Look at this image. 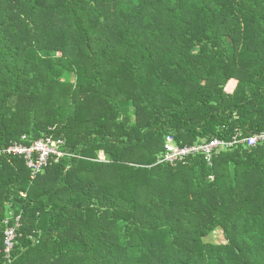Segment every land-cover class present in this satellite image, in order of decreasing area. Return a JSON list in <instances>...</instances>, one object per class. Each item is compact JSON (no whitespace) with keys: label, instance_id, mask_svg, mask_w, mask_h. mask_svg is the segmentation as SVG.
Wrapping results in <instances>:
<instances>
[{"label":"trees","instance_id":"trees-1","mask_svg":"<svg viewBox=\"0 0 264 264\" xmlns=\"http://www.w3.org/2000/svg\"><path fill=\"white\" fill-rule=\"evenodd\" d=\"M263 132L264 0H0V264H264V143L161 161Z\"/></svg>","mask_w":264,"mask_h":264},{"label":"built area","instance_id":"built-area-1","mask_svg":"<svg viewBox=\"0 0 264 264\" xmlns=\"http://www.w3.org/2000/svg\"><path fill=\"white\" fill-rule=\"evenodd\" d=\"M24 136L22 139L25 140ZM238 138V139H237ZM247 143L249 147H255L259 143H264V132L253 135L249 138H245L239 141V137L233 138L232 141H224L220 139H213L207 144L200 146H186L180 147L176 145L172 137L167 138L165 145V153L161 158L162 162L175 164L178 160L183 159L186 156L193 155L194 153H204L209 160L212 154L216 150H226L233 147L236 143ZM64 142L62 140H55L52 137H42L39 140L33 142L30 146L23 142H16L3 153L7 155H13L15 157L24 158L26 165L32 170V178L36 177L41 171L54 159H60L65 156V152L62 150ZM14 218V223L11 224V219ZM7 218L4 221L6 227L4 234V250L3 254L5 258L11 263L12 252L15 249L17 240L19 237V229L22 226L21 216H15ZM1 234V229H0Z\"/></svg>","mask_w":264,"mask_h":264},{"label":"rangeland","instance_id":"rangeland-1","mask_svg":"<svg viewBox=\"0 0 264 264\" xmlns=\"http://www.w3.org/2000/svg\"><path fill=\"white\" fill-rule=\"evenodd\" d=\"M66 76H68V77H66ZM64 77H65V79H69V80H71V82H72V80H74V75H68V74H65ZM235 85H236V82L229 83L228 86L226 87V91H228V92H232L233 89L235 88ZM129 113H130L131 117H132L133 119H135V116H136V109L133 108V106H129ZM8 207L10 208L11 206L9 205ZM8 213H9V215H12L13 211H11V210L9 209V210H8ZM212 240H213L214 242L221 243V242H223L224 239H223V237H222L219 233H215V234L213 235V237H212Z\"/></svg>","mask_w":264,"mask_h":264}]
</instances>
